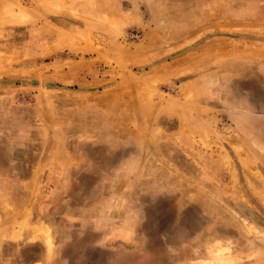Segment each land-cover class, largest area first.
<instances>
[{"label":"rangeland","instance_id":"1","mask_svg":"<svg viewBox=\"0 0 264 264\" xmlns=\"http://www.w3.org/2000/svg\"><path fill=\"white\" fill-rule=\"evenodd\" d=\"M0 264H264V0H0Z\"/></svg>","mask_w":264,"mask_h":264},{"label":"built area","instance_id":"2","mask_svg":"<svg viewBox=\"0 0 264 264\" xmlns=\"http://www.w3.org/2000/svg\"><path fill=\"white\" fill-rule=\"evenodd\" d=\"M132 35H134L133 33H131Z\"/></svg>","mask_w":264,"mask_h":264}]
</instances>
